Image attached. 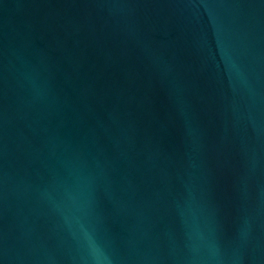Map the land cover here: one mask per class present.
<instances>
[{"label": "water", "instance_id": "water-1", "mask_svg": "<svg viewBox=\"0 0 264 264\" xmlns=\"http://www.w3.org/2000/svg\"><path fill=\"white\" fill-rule=\"evenodd\" d=\"M0 264H264V0H0Z\"/></svg>", "mask_w": 264, "mask_h": 264}]
</instances>
